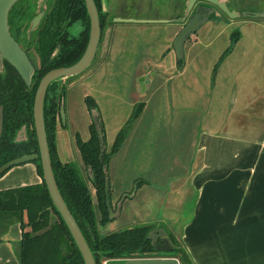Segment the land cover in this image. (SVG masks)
I'll list each match as a JSON object with an SVG mask.
<instances>
[{"label": "crops", "instance_id": "1", "mask_svg": "<svg viewBox=\"0 0 264 264\" xmlns=\"http://www.w3.org/2000/svg\"><path fill=\"white\" fill-rule=\"evenodd\" d=\"M115 2L102 0L109 21L96 51L100 53V65L94 74L105 75L120 55L134 56L129 63L134 65L136 78L139 75L146 79L138 78L133 84L136 95L130 107L140 103L137 101L141 97L159 92L163 84L157 77L164 72L173 75L170 108L174 112H169L168 105L160 109H166L165 119L175 121L171 126H177L181 112L193 109L194 104L197 108L206 107L201 111H205L208 125L200 130L195 144L199 157L192 163L191 171L179 179L193 196L190 214L180 227V239L192 263L264 264V17L226 19L215 12L184 42L183 64L178 66L173 41L184 26L186 10L182 14L151 11L150 16L141 10L137 17L125 16L111 11ZM164 13L166 16H162ZM236 32V42L217 65ZM196 46L211 48L215 57L205 70L196 63L194 67L189 65ZM83 83L84 94L106 87L102 80L94 84L87 79ZM142 103L144 107L136 121L149 112L152 117L158 112L157 107L149 106V98ZM96 111L104 127L105 145L111 146L120 128L114 129L113 136H107L108 124L98 106ZM111 118L116 120L117 116ZM59 135L66 136L57 128V153L61 160L65 153L67 156V149L72 151L73 139L66 136L64 140ZM149 153L143 157H149ZM133 163L137 174L144 165L142 161ZM31 174L28 181L41 182L34 165ZM21 183L14 185L22 186ZM20 235L19 224L8 228L0 243V264H19L9 239L20 241Z\"/></svg>", "mask_w": 264, "mask_h": 264}, {"label": "trees", "instance_id": "2", "mask_svg": "<svg viewBox=\"0 0 264 264\" xmlns=\"http://www.w3.org/2000/svg\"><path fill=\"white\" fill-rule=\"evenodd\" d=\"M39 0H19L8 16L9 32L26 53L33 66L30 85L27 86L17 71L3 61L0 71V168L11 160L23 155L39 156L33 121V102L36 89L42 77L49 71L74 65L83 55L89 38L90 23L84 0H46V9L37 28L28 38L27 28L37 15ZM98 13L100 40L105 30L106 13L102 1L93 0ZM80 22L82 30L71 36L67 29ZM238 33L231 35V45L220 56L217 65L229 53L236 42ZM98 44V46H99ZM30 50H34L37 61L33 60ZM182 60L177 61L181 66ZM74 77L52 82L46 91L43 102V121L57 189L89 250L95 264L104 259H129L145 257L176 258L179 264H193L186 249L179 245L173 234L167 233L172 246L170 251L156 252L148 239L151 226L134 227L127 230L100 234L111 219L106 202V178L108 161L115 155L123 142L120 131L109 152L105 145V132L99 120L104 139V152L101 153L98 133L93 121L89 125V139L83 141L75 134V146L81 162L87 171L89 184L80 169L72 162H63L57 153V117L66 95L64 82ZM64 81V82H63ZM85 103L90 112L96 104L86 97ZM144 107L138 103L131 119H136ZM25 128V140L16 141L20 129ZM41 182L17 188L0 190V241L8 228L16 223L21 230L19 241V264H84L82 257L55 208L42 178L39 157L31 162ZM10 169L0 172V177ZM110 193V191H109ZM180 240V239H179Z\"/></svg>", "mask_w": 264, "mask_h": 264}, {"label": "rangeland", "instance_id": "3", "mask_svg": "<svg viewBox=\"0 0 264 264\" xmlns=\"http://www.w3.org/2000/svg\"><path fill=\"white\" fill-rule=\"evenodd\" d=\"M45 1H38L37 15H43L46 9ZM116 1L117 8L114 5V9H111L114 14L134 15L137 17V13L141 10L143 12L147 11L149 16L151 11L182 14L184 9L186 11L188 9L185 8L187 7V3H192L193 0ZM198 2L202 4L200 1ZM226 6L230 12L264 15V0H227ZM215 10L224 18H229L221 11ZM165 14L162 16H166ZM107 25L108 23L105 24V28ZM36 28L37 26H34L30 22L26 32L28 38ZM81 30L82 25L80 22L72 24L67 29L71 36H77ZM220 39L223 38L221 37ZM126 40L128 43L129 39ZM30 55L33 60L37 61L34 50H30ZM99 55L100 53L97 52L96 57H94L92 63L85 71L74 76L68 82L63 81L66 85V95L62 103L64 119H61L59 110L60 122L57 117L56 126L62 130L63 135L68 136L73 141L69 140L72 142V151L67 149V156L65 153V156L61 160L63 162H72L80 169L81 174L89 185L91 193L94 194L89 184L87 171L81 162L75 146V134L83 141L89 139V125L91 124L92 116L85 103L86 97H89L94 103L98 104V110L103 114L104 120H106V122L104 121L105 124H108L107 136H113L115 128H120L116 132L115 138L120 131L123 133L120 151L109 159L107 169L109 175V196L111 197L110 200L114 209H116L115 207L122 201L124 196L125 199L121 202L119 215L105 227H101L99 229L100 234L105 235L149 224L155 230H163L166 233L175 235L179 241V245L185 249L183 241L180 239V227L190 214L193 196L185 187H182L183 180L179 179H183L181 176L191 171L192 163L199 157L195 144L200 130L205 125H208L207 120L204 119L205 111H201L206 109V107L200 106L197 108L196 104H194L193 109L181 112L177 126H171L175 121L165 119L164 114H166V109H160V107L168 105L169 112H174L170 108V105L173 104V92L171 91L173 75H171V72H164L157 77L159 82L162 81L163 84L159 92L153 96L147 94L137 101L144 102L149 98L151 102L149 106L151 108L157 107L155 110L158 112L153 117L149 112L144 118L141 117L139 121L131 119L134 108L138 104H135L134 107L129 106V103L135 102L134 97L136 94L133 91L135 89V87L133 88V84L138 78L141 79L139 75L136 78L137 74L134 71V65L133 63H129V60L133 61L134 56L120 55L117 57L116 64L110 66V69L103 75L97 72L94 74L97 67L99 69ZM140 57L138 56L137 59L139 58L140 60ZM191 57L193 59L189 65L194 67L196 66L194 63H196L204 70L215 61V57L211 55V48L206 49L203 46H196ZM201 72L203 73L204 71ZM87 79L94 84L102 80V83L106 87L104 90H96L95 92L93 88L89 93L84 94L86 84L83 81L85 82ZM165 79H167L166 83H164ZM100 91L104 93L101 94ZM113 115L117 116L116 120L111 118ZM66 136L59 135L64 140ZM110 147L109 144L106 145L107 152H109ZM148 153L149 157H143L144 154L147 155ZM134 160L137 163L142 161L144 165L143 169H139V173L137 174L133 171ZM131 161L132 163H130ZM148 162L150 163L149 165ZM31 167H33V164L30 162L11 168L0 177L1 190L17 188L14 184H20V182H23L21 183L23 184L22 186L33 185V181H28L32 175ZM176 178L178 179L176 180ZM141 185L143 186L142 188H140ZM113 215H116V212ZM12 225L15 227L16 223ZM9 240L11 241L12 253L18 261L19 241L17 239Z\"/></svg>", "mask_w": 264, "mask_h": 264}, {"label": "water", "instance_id": "4", "mask_svg": "<svg viewBox=\"0 0 264 264\" xmlns=\"http://www.w3.org/2000/svg\"><path fill=\"white\" fill-rule=\"evenodd\" d=\"M19 0H0V63L2 70V63L6 61L11 65L17 73L20 75L24 83L29 86L31 81V76L33 74V66L29 61L26 53L20 47V45L13 39L9 32L8 25V16L12 7ZM196 1H200L202 4L195 8L192 13L191 18L186 22L183 28L179 31L177 36L173 41V49L177 60L183 58V44L184 42L199 28V26L207 21L208 17L212 14L214 15L217 12L215 9L221 11L229 18H237L239 16H249L252 18L264 17V15L257 14H242L239 15L236 12H230L226 6L224 0H193L192 3H187L188 14L191 10L193 4ZM86 11L89 17L90 31L89 38L86 49L82 57L72 66L67 68H60L49 71L45 74L39 82V85L36 89L34 102H33V121H34V130L36 135V140L38 144L39 156L37 154L23 155L19 158L9 161L0 168V172L11 169L15 166L24 165L35 161L38 157L40 159L41 169H42V178L50 195V198L57 209L59 215L62 218V221L66 225L81 257L84 264H95L92 253L89 250V247L81 234L75 220L68 211L54 180L52 173V166L49 156V150L47 146L44 121H43V102L48 86L60 79H67L79 75L85 71L90 64L92 63L96 51L98 50V44L100 40V25L98 19L97 9L93 0H84ZM204 10L202 13L200 9ZM44 14V13H43ZM219 14V13H218ZM42 14L36 15L31 21L34 26H38L40 23ZM0 70V71H1ZM145 77L141 81H145ZM63 103V102H62ZM60 115L63 120V109L62 104L60 106ZM92 121L95 124L98 133V139L100 144L101 153L104 152V139L100 130L98 113L96 110L91 111ZM23 135H22V134ZM22 136L23 139H19ZM21 138V137H20ZM25 128L22 127L16 135V141L20 142L25 140ZM106 202L110 212L109 218L111 220L115 219L121 211V202L125 199V196L122 198V201L118 203L114 212L116 215H113L114 212L111 209L110 197H109V187L108 179L106 178ZM148 239L152 240V246L156 252H166L172 249V246L167 238V233L163 230H152L148 234ZM159 240V242H158ZM122 264H179V261L176 258H136L124 261Z\"/></svg>", "mask_w": 264, "mask_h": 264}, {"label": "flooded vegetation", "instance_id": "5", "mask_svg": "<svg viewBox=\"0 0 264 264\" xmlns=\"http://www.w3.org/2000/svg\"><path fill=\"white\" fill-rule=\"evenodd\" d=\"M203 4V3H202ZM202 4H200L198 1L197 2H195L194 4H193V6H192V8H191V10L189 11V13L187 14V17H186V21H185V23H184V25L186 24V22L191 18V16H192V13L194 12V10H195V8L196 7H198V6H200V5H202ZM196 6V7H195ZM195 7V8H194ZM194 8V9H193ZM204 10H202V8L200 9V12L202 13ZM191 13V14H190ZM190 14V15H189ZM106 22L107 21H109L108 20V16H107V14H106ZM104 34V33H103ZM102 37H103V35H102ZM101 41H102V38H101ZM96 55V54H95ZM182 61H183V58L181 59ZM178 61V60H177ZM140 103H142V102H140ZM91 114V113H90ZM109 179V178H108ZM110 194V193H109ZM110 197V196H109ZM111 198V197H110ZM110 203H111V200H110ZM116 208V207H115ZM111 209H112V211L114 212L115 211V209H114V207L112 206V204H111ZM145 226H151V225H145ZM152 230H153V228H151ZM151 240V239H150ZM158 242H159V240H158ZM151 245H152V240H151ZM145 258H155V257H145ZM156 258H161V257H156ZM130 259H136V258H129V259H122V260H120V259H102L98 264H122V263H124V261H127V260H130Z\"/></svg>", "mask_w": 264, "mask_h": 264}]
</instances>
